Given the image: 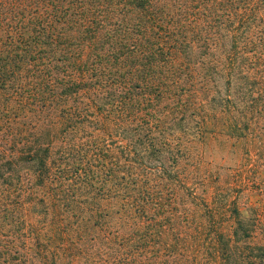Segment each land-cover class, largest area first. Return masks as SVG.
Returning a JSON list of instances; mask_svg holds the SVG:
<instances>
[{"label": "trees", "instance_id": "trees-1", "mask_svg": "<svg viewBox=\"0 0 264 264\" xmlns=\"http://www.w3.org/2000/svg\"><path fill=\"white\" fill-rule=\"evenodd\" d=\"M262 158L264 0H0V264H264Z\"/></svg>", "mask_w": 264, "mask_h": 264}, {"label": "rangeland", "instance_id": "rangeland-1", "mask_svg": "<svg viewBox=\"0 0 264 264\" xmlns=\"http://www.w3.org/2000/svg\"><path fill=\"white\" fill-rule=\"evenodd\" d=\"M248 177L255 180L256 183H251L249 187L242 190V194L246 195L244 204L240 205L242 212L250 219L255 228L251 229V235L257 241L264 242V158H262L258 168L249 172ZM234 217H222V220L227 221Z\"/></svg>", "mask_w": 264, "mask_h": 264}]
</instances>
